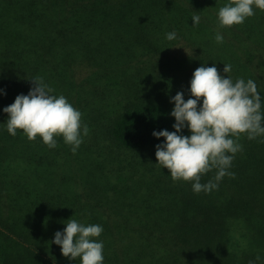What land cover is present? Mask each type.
<instances>
[{
  "label": "trees",
  "instance_id": "trees-1",
  "mask_svg": "<svg viewBox=\"0 0 264 264\" xmlns=\"http://www.w3.org/2000/svg\"><path fill=\"white\" fill-rule=\"evenodd\" d=\"M226 2L0 0V105L40 76L89 128L72 152L62 137L49 148L39 135H11L0 124V264H80L51 242L70 217L103 226L96 238L103 264H264V168H236V161L233 176L197 193L166 168H121L126 160L117 158V151L155 149L163 137L154 129L174 131L168 89L191 79L195 61L220 57L218 30L223 42L242 48L264 40V10L254 7L243 23L221 27L217 11ZM172 30L177 39L161 38ZM230 71L231 78L241 74L235 63Z\"/></svg>",
  "mask_w": 264,
  "mask_h": 264
},
{
  "label": "clouds",
  "instance_id": "clouds-1",
  "mask_svg": "<svg viewBox=\"0 0 264 264\" xmlns=\"http://www.w3.org/2000/svg\"><path fill=\"white\" fill-rule=\"evenodd\" d=\"M254 7L264 10V0H228L217 11L221 27L243 23L254 15ZM192 25L200 21L193 13ZM169 41L177 39L175 30L165 33ZM216 42H223L224 36L217 31ZM186 51V50H185ZM230 64L223 63L222 73H229ZM213 63H201L194 69L189 80L188 92L184 98L182 91L170 96L173 107L169 113L174 117L172 128L153 130L152 135L163 140L155 145L156 164L168 170L174 180L191 181L193 192H209L218 187V182L230 172L234 155L242 146L233 139L246 133L249 139L264 134V114L260 111L262 98L257 85L251 78H237L223 75ZM28 92L19 93L11 104L3 107L7 118L2 124L7 132L16 135L22 130L28 139L37 135L49 147L57 146L56 137H62L65 144L76 152L88 134L87 124L82 123V113L63 94H55L53 89L37 76L32 79ZM0 94H6L0 89ZM187 128L189 134H183ZM215 169L214 176L201 183V176ZM103 226L84 223L71 217L62 230H57L52 243L60 247V252L69 260L79 258L80 264H103V241L96 239ZM248 264H255L249 260Z\"/></svg>",
  "mask_w": 264,
  "mask_h": 264
},
{
  "label": "rangeland",
  "instance_id": "rangeland-1",
  "mask_svg": "<svg viewBox=\"0 0 264 264\" xmlns=\"http://www.w3.org/2000/svg\"><path fill=\"white\" fill-rule=\"evenodd\" d=\"M237 26V24H234ZM262 28V27H261ZM223 33L222 31L218 30ZM165 31L161 38H165ZM226 36L230 38L227 34ZM256 42H259L255 40ZM261 44H256L253 48H242V45L236 41H224L219 46L215 44L216 47L219 48L217 50L221 55L219 58H214V55H209L210 59L205 56L203 62L195 61L199 64L204 63L206 66H210V62H213L217 65V68L222 71L223 63L230 64L233 63L240 66L241 74L239 73L235 76L233 81L237 78H244L245 80L251 78L255 81L257 85V91L263 95L264 94V40L260 38ZM262 47V49H261ZM180 49V48H179ZM178 49V50H179ZM190 52V49L189 51ZM173 53L175 54V49H173ZM246 53V54H243ZM212 56V57H211ZM168 57V56H167ZM194 57V56H193ZM196 58V57H194ZM169 59V57H168ZM228 62V63H226ZM167 67L162 68V70H166ZM79 73V78L84 77V71L81 70ZM232 75V71L228 73L230 76ZM231 77V76H230ZM186 77L178 78V80L172 81V86L168 91L171 93V96H174L177 91H182L184 93V98L187 99L190 93L188 92L189 81L185 80ZM170 101V98L168 99ZM4 105L3 103L0 105V109H2ZM236 142H238L242 148L235 155L232 164L236 161V168H264L262 159L264 158V137L257 136L254 139H249L247 135H242L237 137ZM18 143V142H17ZM104 145H108V143ZM19 144V143H18ZM108 147V146H107ZM43 150L39 153L40 155L47 150V146L42 147ZM109 149V148H108ZM108 149H101V152L104 154L108 153ZM119 154V159L126 160L125 163L122 164L121 168H163L160 165L156 164L155 157V149H148L146 151H142L140 153H123L122 151H117ZM253 162H256L253 164ZM259 162V163H258ZM110 165L107 168H117L116 163H109ZM125 166V167H123Z\"/></svg>",
  "mask_w": 264,
  "mask_h": 264
}]
</instances>
